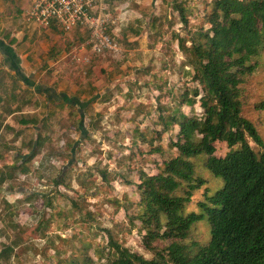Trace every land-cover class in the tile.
I'll use <instances>...</instances> for the list:
<instances>
[{"label":"rangeland","instance_id":"obj_1","mask_svg":"<svg viewBox=\"0 0 264 264\" xmlns=\"http://www.w3.org/2000/svg\"><path fill=\"white\" fill-rule=\"evenodd\" d=\"M111 1L104 0L110 4L103 14L112 48L92 53L86 45V63L60 59L62 51L85 40L73 41L74 32H62L64 41L50 46L43 28L31 37L19 35L15 44L28 53L21 71L34 83L29 87L0 51V174H5L0 251L10 249L0 264H82L87 258L110 264L109 239L154 257L136 218L141 210L138 175L161 172L163 162L177 154L171 143L178 128H164L162 117L176 109L196 116L203 111L202 86L192 78L185 49L210 27L213 1ZM18 2L12 0L0 11V23L9 27L0 26V37L26 31L17 15ZM178 8L184 9L183 16ZM260 53L255 71L242 76L239 99L241 115L264 144V110L259 108L264 101V49ZM182 93L194 97L192 109ZM61 95L72 97V104ZM247 141L257 153L264 151L250 137ZM227 150L224 142L216 143V155ZM196 174L205 183L195 190L186 212L198 211L196 202L205 190L211 193L221 182L200 161ZM208 240L209 224L198 222L183 242L197 250ZM165 243L153 245L160 250Z\"/></svg>","mask_w":264,"mask_h":264},{"label":"trees","instance_id":"obj_2","mask_svg":"<svg viewBox=\"0 0 264 264\" xmlns=\"http://www.w3.org/2000/svg\"><path fill=\"white\" fill-rule=\"evenodd\" d=\"M212 1L207 17L210 27L185 49L192 78L202 86L203 111L196 116L176 109L162 117L164 128H178L171 143L177 154L163 162L161 172L138 175L141 210L136 218L144 231V245L155 252L154 257L145 258L109 239L110 264H264V151H254L247 137L262 148L264 144L252 122L241 115L239 99L242 76L255 71L264 49V0ZM178 9L183 16L184 9ZM201 35L203 43H199ZM0 49L21 80L34 86L21 71L11 45L0 41ZM193 95H199L198 90ZM182 96L192 109L194 97ZM61 98L72 104V97ZM259 108L264 110V101ZM217 142L228 148L222 156L215 153ZM34 156L35 151L28 160ZM199 161L221 182L211 193L205 190L203 199L196 202L198 211L186 212L195 190L205 183L196 174ZM4 181L2 173L0 184ZM198 222L209 224V240L196 250L183 241ZM157 240L166 242L160 250L153 245ZM9 251L4 247L0 260ZM82 264L94 262L87 258Z\"/></svg>","mask_w":264,"mask_h":264},{"label":"built area","instance_id":"obj_3","mask_svg":"<svg viewBox=\"0 0 264 264\" xmlns=\"http://www.w3.org/2000/svg\"><path fill=\"white\" fill-rule=\"evenodd\" d=\"M105 10L104 0H34L24 18L41 28H47L53 22L65 33L79 25L87 26V39L66 53L69 59L86 63L89 61L88 48L92 53L112 48L111 36L107 32L109 22L103 14Z\"/></svg>","mask_w":264,"mask_h":264},{"label":"crops","instance_id":"obj_4","mask_svg":"<svg viewBox=\"0 0 264 264\" xmlns=\"http://www.w3.org/2000/svg\"><path fill=\"white\" fill-rule=\"evenodd\" d=\"M11 1L12 0L0 1V11H4L7 8V4L9 2H11ZM33 1L34 0H19V2H18L19 3V7L17 8V15H18V17L20 16L19 17V20H20L19 22L22 24L24 30H26V31H20V32H17L16 34L12 33L11 36H7V34H2L1 37H0V41L4 42L5 44H10L11 47L14 49L15 53L17 54V56L20 59V68H22L21 67L22 59L24 57H26L28 55V53H23L22 51H20V48H21L20 45H16L15 44L17 42L16 38H19L18 37L19 35H22L21 38H25V36L31 37L32 34H34L37 31V29H41V27L37 26L36 24H33L31 22L26 21L25 18H24L25 12L27 11V9L29 8L30 4ZM111 2L112 3H119L116 0L111 1ZM3 4L6 5V6H4ZM109 4H110V2H109ZM109 4L108 3L105 4L106 8H107V6ZM0 26L5 27V28H9L8 25L4 26V24H2V23H0ZM1 30L2 29L0 28V31ZM76 31H78V33H76ZM85 31H86V33H85ZM62 32L63 31L57 25H55V23H53V22H51L50 25L47 28H43V33L50 39V41L48 42L49 46L52 43H55L56 41H59V45L64 41L63 39H61V36H60ZM73 32H74V36L72 37L73 41H75V40H79L80 41L82 38L86 40L87 37H88L87 36L88 35L87 29L84 26H77L72 31L67 32V33L69 35L70 33H73ZM56 33H60V34L56 36ZM63 33H65V32H63ZM75 33L77 34V36H75ZM6 38H7V40L10 41L9 43L6 42V40H5ZM83 42H79V43H83ZM76 44L77 43H74V45H76ZM0 51H1V54L3 56V59H4L5 63H7L9 65V68L12 69V67L9 64L10 61H9L8 55L4 51H2L1 49H0ZM64 56L66 57V53L63 54V51H62L60 53V59H61V57L63 58Z\"/></svg>","mask_w":264,"mask_h":264}]
</instances>
